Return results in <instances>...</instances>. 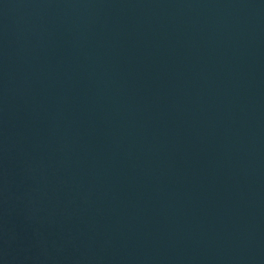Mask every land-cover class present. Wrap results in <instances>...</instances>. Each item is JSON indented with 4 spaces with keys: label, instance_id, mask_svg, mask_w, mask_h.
Listing matches in <instances>:
<instances>
[{
    "label": "water",
    "instance_id": "1",
    "mask_svg": "<svg viewBox=\"0 0 264 264\" xmlns=\"http://www.w3.org/2000/svg\"><path fill=\"white\" fill-rule=\"evenodd\" d=\"M0 264H264V0H0Z\"/></svg>",
    "mask_w": 264,
    "mask_h": 264
}]
</instances>
